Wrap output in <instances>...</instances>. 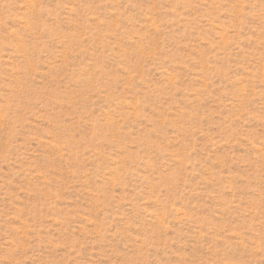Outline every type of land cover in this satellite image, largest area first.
Returning <instances> with one entry per match:
<instances>
[{
    "label": "rangeland",
    "instance_id": "1",
    "mask_svg": "<svg viewBox=\"0 0 264 264\" xmlns=\"http://www.w3.org/2000/svg\"><path fill=\"white\" fill-rule=\"evenodd\" d=\"M0 264H264V0H0Z\"/></svg>",
    "mask_w": 264,
    "mask_h": 264
}]
</instances>
